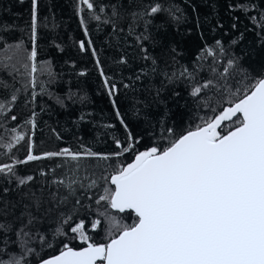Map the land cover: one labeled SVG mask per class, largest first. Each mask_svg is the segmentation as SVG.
I'll return each instance as SVG.
<instances>
[{
    "label": "trees",
    "instance_id": "trees-1",
    "mask_svg": "<svg viewBox=\"0 0 264 264\" xmlns=\"http://www.w3.org/2000/svg\"><path fill=\"white\" fill-rule=\"evenodd\" d=\"M155 2H159L165 11L148 18V32L156 43L144 42L148 55L156 59L154 66L151 60L142 59L143 53L135 38L144 30V21H133L131 13ZM95 4L101 21L88 20L86 37L80 16L87 17L88 14L86 11L78 14V0H38L37 65L42 70L35 74V101L31 98V86L25 88L26 76L6 69L0 63V102L7 103L15 94L17 100L11 114L18 118L11 121L0 114V145L13 135L10 132L12 127L26 135V139L11 152L0 147V163H11V158L24 160L29 139L34 144L36 155L65 147L82 151L81 146L101 154L118 151L115 141L126 142L127 133L116 116L112 99L116 100L133 135L140 138L137 150L143 151L155 144L166 146L180 134L213 116V108L218 112L222 106H227V101L233 99L229 90L235 91L243 86L238 83L241 70H246L253 77L264 71V29L251 19L264 13L261 0H95ZM100 6L105 9L103 13L98 10ZM170 9L178 10L174 13L175 19L170 15ZM113 10L119 15L113 16ZM106 19L116 24V31H113L111 23H104ZM130 24L135 28L132 35H129ZM5 26L7 30H4ZM30 36L31 0H0V37H3L0 61L5 59L4 42H22L26 50L25 62H28ZM88 39L96 50L95 57L91 48L85 52L79 49V42ZM217 40L221 41V46L216 45ZM173 48L176 49L175 54L171 51ZM206 48L213 49L215 54L207 55ZM121 57L128 62L118 63ZM97 59L105 75L119 85V93L113 98L108 96L104 87ZM230 59L237 63L230 74H224L223 69ZM11 63H15V58ZM185 68L192 74L190 77L181 78L174 84L167 83L164 72H179ZM20 72H24L22 67ZM81 72L85 75H80ZM207 80H212L213 86L204 89L199 97H192V86ZM124 84H129V87H123ZM161 88L160 96L166 103L157 104L153 98ZM173 92H178L179 96H173ZM57 96L63 98V106L56 102ZM208 98H211V107L204 104ZM33 111L36 112L34 128L26 123L32 118ZM168 128L174 130L172 134L167 132ZM133 156L134 153L130 152L110 160L88 158L78 162L55 157L19 164L15 169L17 174L31 175L34 180L26 187L18 188L14 181L8 183L0 176V220L19 223L16 217L25 212L24 205L29 203L26 198L22 199V193L42 195L45 202L37 213L41 218L37 228L53 242V247L45 245L39 256L56 254L60 248L59 240L64 239L53 238L61 214H74L77 219L87 218L88 221L98 218V210L105 208L103 202L100 205L95 203L105 183L101 177L110 174L117 165L129 163ZM42 172L45 175H41ZM72 173L82 178L85 185L91 179H97L98 186L87 193L77 189L76 195L64 203L49 202L50 193H58L61 198L66 195V190L52 181ZM4 188L8 191L4 192ZM88 196L92 199L89 200ZM77 198L81 199L79 206L75 205ZM113 214L129 224L134 219L127 212ZM101 219L102 227L96 232L89 231L95 242L106 240L107 225ZM73 246L81 245L73 241Z\"/></svg>",
    "mask_w": 264,
    "mask_h": 264
},
{
    "label": "snow or ice",
    "instance_id": "snow-or-ice-1",
    "mask_svg": "<svg viewBox=\"0 0 264 264\" xmlns=\"http://www.w3.org/2000/svg\"><path fill=\"white\" fill-rule=\"evenodd\" d=\"M261 3L264 4V0ZM98 10L100 13L105 11L103 6ZM244 10L247 11L246 8ZM85 11L88 15L80 16V24L87 37L88 20L99 22L101 15L97 14L95 0H78V14ZM163 11L162 5L155 2L131 13L133 21H144V30L135 38L143 53L142 59L151 60L154 66L156 59L148 55L144 42L156 43L148 32V18ZM176 11L169 10L174 19ZM112 15L118 16L119 13L113 10ZM251 19L259 22L264 29V13ZM104 23H111L113 31L117 30L111 19H106ZM37 29L38 0H31L28 62H25L26 50L22 42H4L2 50L5 59L0 61L4 68L26 76L25 88L31 86L33 89L32 101L37 97L35 74L42 70L37 65ZM134 32L135 28L130 24L129 35ZM216 45L221 46V41L217 40ZM89 48L95 57L97 53L91 39L79 42L81 52ZM171 51L176 53L175 48ZM220 51L223 52L222 47ZM205 52L210 56L215 54L211 48H206ZM14 58L15 63H11ZM172 59L175 60V55ZM127 62L124 57L118 61L120 64ZM236 63L235 60H228L223 73L230 74ZM17 65L24 69L23 73ZM96 65L108 96L115 97L119 93V85L105 75L98 59ZM152 71L155 72L156 68L153 67ZM163 74L169 84L192 75L186 68ZM48 75L52 73L49 71ZM136 79L139 80L140 76L137 75ZM238 83L243 86L235 91L229 90L233 99L227 101V106H222L218 112L213 108V116L180 134L166 146L155 144L143 151L137 150L140 138L128 128L115 99H112L113 108L127 137L126 142L115 141L118 151L114 153L101 154L81 146L82 151L65 147L36 155L34 144L29 139L24 160L11 158V163H0V176L8 183L14 181L18 188L26 187L34 180L31 175L17 174L15 169L19 164L55 157L78 162L88 158L110 160L130 152L134 156L130 163L119 164L110 174L101 177L105 183L95 203L100 205L103 202L105 208L98 210V218L88 221L87 218L77 219L74 214H61L53 238L64 239L59 240L60 248L56 254L47 257L39 256V252L45 245L52 248L53 242L37 228V224L41 223L37 213L45 201L42 195L37 196L35 192L22 193V199L26 198L29 203L24 205L25 212L16 217L19 223L0 220V264H32L37 256L36 264H264V71L253 77L246 70H241ZM212 86V80L193 85L190 95L199 97L204 89ZM123 87L128 88L129 84ZM161 91L162 88L157 89L153 102L166 103L160 96ZM173 96H179V93L173 92ZM16 100L17 96L13 94L7 103L0 102V114H4L5 119H18L11 114ZM55 100L63 106L62 97L57 96ZM204 104L211 107V98L206 99ZM31 116L26 123L34 128L36 112L33 111ZM173 131L172 128L167 129L169 134ZM10 132L13 134L10 139L0 145L8 152L26 139V135L15 127ZM52 183L66 190L62 198L58 193L49 194V202L55 200L57 203H64L75 196L77 189L87 193L98 186L97 179H91L85 185L75 173L54 179ZM3 191L7 192L8 188ZM87 198L91 200L92 196ZM75 205H81L80 198L75 200ZM113 212H127L134 219L130 224L125 223ZM101 217L107 225L106 240L95 242L89 231L96 232L102 227ZM73 241H78L81 246L74 247Z\"/></svg>",
    "mask_w": 264,
    "mask_h": 264
},
{
    "label": "water",
    "instance_id": "water-1",
    "mask_svg": "<svg viewBox=\"0 0 264 264\" xmlns=\"http://www.w3.org/2000/svg\"><path fill=\"white\" fill-rule=\"evenodd\" d=\"M131 161H132V160H131ZM131 161H130V162H131ZM130 162H129V163H130ZM35 264H36V263H35Z\"/></svg>",
    "mask_w": 264,
    "mask_h": 264
}]
</instances>
